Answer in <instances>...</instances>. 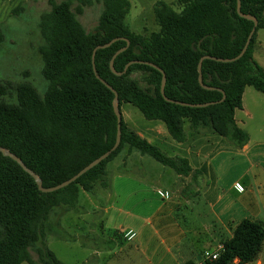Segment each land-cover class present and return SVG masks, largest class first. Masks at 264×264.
<instances>
[{
	"label": "trees",
	"instance_id": "1",
	"mask_svg": "<svg viewBox=\"0 0 264 264\" xmlns=\"http://www.w3.org/2000/svg\"><path fill=\"white\" fill-rule=\"evenodd\" d=\"M49 1L51 8L39 22L46 91L40 93L28 81L0 82V145L20 156L40 175L45 187L70 178L116 141L114 93L95 76L92 63L94 47L115 37L122 38L98 49L95 64L100 76L118 91L120 107L128 102L146 118L163 121L177 142L187 137L186 120L193 131L210 130L236 147L248 142L249 134L237 124L235 111L242 107L247 86L264 93V69L255 58L258 30L264 28V0H241L242 12L258 19L241 58L232 62L203 60V80L215 87L212 89L199 82L201 57L236 56L254 27L253 20L237 12V0H176L180 9L158 1L154 14L159 28L148 35L134 32L126 22L130 0H103L104 8L92 31L78 18L92 0ZM127 40L130 45L114 60L116 70L122 71L131 60L151 61L166 74L165 94L169 98L218 102L193 107L167 101L161 93L162 72L148 64L133 63L124 74H115L110 60ZM137 70L146 74L144 84L131 76ZM221 89L226 93L223 101H219ZM7 94H15L16 99L7 100ZM124 146L151 155L183 177L198 175L186 157L166 154L131 129L123 116L119 147L76 181L53 192L41 191L17 161L0 151V264H65L42 238L54 231L53 224H61L65 213L84 209L79 202L81 189L93 192L97 184L110 189L108 164ZM57 212L58 219L52 223L50 217ZM221 242L224 248L214 264H250L263 249L264 222L244 218ZM31 250L36 251L37 259Z\"/></svg>",
	"mask_w": 264,
	"mask_h": 264
},
{
	"label": "rangeland",
	"instance_id": "2",
	"mask_svg": "<svg viewBox=\"0 0 264 264\" xmlns=\"http://www.w3.org/2000/svg\"><path fill=\"white\" fill-rule=\"evenodd\" d=\"M158 1L172 3L175 9H180L176 0H130L126 22L134 32L148 35L159 28L154 14ZM76 5L77 1H74V10ZM50 8L49 0H0V82L28 81L40 93L46 91L47 81L42 74L43 62L39 51L44 40L39 22L41 15ZM103 8V0H92L78 14L87 31L95 29ZM255 58L264 69V28L258 30ZM131 76L143 83L146 74L137 70ZM253 97L263 100L260 106ZM5 98L14 101L16 96L7 94ZM245 102L254 113V118L247 125L253 143L258 140L263 142L259 154L206 157L205 160L211 162L207 171L209 178L206 183L200 180L198 189L192 178L176 179L173 169L133 148L134 153L127 156L121 168L133 171L143 180L136 183L115 182L114 193L111 187L106 189L100 184L93 192L81 189L79 202L84 209L65 213L61 224H53L54 231L44 235L42 241L45 240L46 246L65 264H149V259L154 264H176L174 258H182L178 256V249L173 247L171 253L167 250L171 238L177 235L175 219L184 228L187 237L191 236L189 230L196 225L216 224V214L221 218L232 216L236 221L251 216L264 222V131H259L264 129V93L251 86L246 92ZM128 109L143 121H149L137 106L123 102L121 110L125 120H128ZM185 129H191L187 120ZM160 148L173 156L171 150ZM117 156L108 164L110 181L117 174L113 171L120 158ZM249 166V183L242 180L238 184L240 172ZM197 190L200 191L197 193ZM157 208L163 209L158 215L155 213ZM192 208L196 214H201L189 216L187 209ZM58 212L51 215L52 223L58 219ZM232 217L231 220H234ZM158 218H165V222L159 224ZM172 229L175 231L172 232ZM221 237L229 235L222 234ZM201 247L198 246V251ZM31 253L33 258H38L35 250ZM250 264H264V245L257 259Z\"/></svg>",
	"mask_w": 264,
	"mask_h": 264
},
{
	"label": "crops",
	"instance_id": "3",
	"mask_svg": "<svg viewBox=\"0 0 264 264\" xmlns=\"http://www.w3.org/2000/svg\"><path fill=\"white\" fill-rule=\"evenodd\" d=\"M249 87L251 86H247L244 90L242 107L235 111V119L237 124L240 127L244 128L249 134V140L242 148H237L234 143L229 139L219 134L217 135V133L207 129L201 131L185 129L187 134L185 141L177 142L169 134L166 125L163 121L158 119H149V121H143V119L138 118V116L134 114L131 109L127 110L126 113L128 120H125L123 111L121 110V112L122 116L124 117L123 119L128 124V126L131 129L135 130L137 133H139L141 136L145 137L150 142L158 145L159 147L171 150V155L173 156L186 157L189 160L193 170L197 171L198 175L197 177H193L192 175H190L186 176L185 178H192V181L198 188L200 180H203V183H206L207 178H209L207 171H209L208 168H211V162L206 161V157L212 155H227V158H229V155L235 156L238 154H241L242 156L246 157L250 153L259 154L261 152V146L263 145V142L258 140L257 143L254 144V139H252L250 132L247 128V125L249 123L248 121L254 118L253 111L246 105L245 102L246 92ZM253 98L255 100V103L260 106L263 100L256 97ZM139 121H141V124H139ZM259 131L263 132L264 129L260 128ZM132 153H134V151L129 147H126L117 156H120V158L113 167L114 173L117 174L115 178H112L111 181V189L113 193L115 192V182L128 183L129 181H131L133 183H136L141 182L140 180H143L142 178L137 177L133 171L125 169L123 170L121 168V165L126 163L127 156L129 157V155H131ZM230 166L231 165L229 164L228 167L230 168ZM249 170L250 166L240 172V175L238 176V184H241L240 181L242 180L247 181V184L249 183ZM182 177L183 176L181 175H176V179L178 180ZM207 184H209V181H207ZM243 187L244 185H242V188ZM199 191L200 190H197V193ZM162 211V208H157L155 210V213H157L158 215ZM187 211L190 212L189 216L201 214V212H198V214H196V211H194L193 208L191 210L187 209ZM168 215L171 216L170 213ZM215 216L217 218L216 220H214L217 221L216 224H213V226H207L206 224L196 225L194 229L189 230V233H191L190 237H187L186 231L180 226L181 224L176 223L177 220L175 219L176 222L174 224L177 227L174 226V229L177 231V235H174L171 238V244L169 245V248H167V250L169 253H171V249L173 247L178 249V256H181L182 258H174L176 264H186L189 262L194 264L198 263L202 258L204 250H206L207 248H212L216 246L219 242H221L220 238H222V234H227L231 236L233 234V229L237 223H239L244 218H252L251 216H247L239 221H236L232 216H228L226 218H221L218 214H216ZM231 217L234 220H231ZM157 221L160 222L159 224H163L165 222V218H158ZM187 221L188 220H186V223ZM169 226L171 227L172 224ZM174 229H172L171 231H175ZM155 233H158V229H155ZM199 245H202V247L198 251ZM148 262L149 264H154L152 259H149Z\"/></svg>",
	"mask_w": 264,
	"mask_h": 264
},
{
	"label": "water",
	"instance_id": "4",
	"mask_svg": "<svg viewBox=\"0 0 264 264\" xmlns=\"http://www.w3.org/2000/svg\"><path fill=\"white\" fill-rule=\"evenodd\" d=\"M237 12L239 13L240 16L253 20L254 21V27L250 31V33H249V35L247 37V40L245 42L244 47L242 48V50L240 51V53H238L236 56L224 58V57H217V56H212V55H203L201 57V59L199 61V64H198V71H199V77L198 78H199L200 84L203 87H205V88L212 89V88H215V87L208 86V85H206L204 83L203 75H202V62H203V60L205 58H211V59H215V60L223 61V62H232V61L238 60L246 52V50H247V48H248V46H249V44L251 42V39H252V37L254 35V32H255L256 27L258 25V19H257V17L254 16V15H251V14H247V13L242 12V10H241V0H237ZM120 38H122V37H115V38L111 39L110 41H108L106 43L97 45L96 47H94L93 53H92V63H93V70H94L95 76L102 83H104L109 89H111L112 92L114 93L113 108H114V112H115V114L117 116L118 124H117L116 141H115L114 145L110 149H108L107 151H105L104 153H102L101 155H99L98 157H96L95 159H93L91 162H89L87 165H85L82 169H80L78 172H76L70 178L64 180L63 182H61V183H59L57 185L45 187L43 185V181H42V178L40 177V175L36 171H34L30 167H28L25 164V162L22 160V158L20 156H18L16 153L12 152L8 147H5V146L0 145V151L3 153V155L9 156L12 159H14L15 161H17L21 165V167L26 172H28L35 179V181H36V183H37V185H38V187H39V189L41 191H43V192H53V191H56V190H58L60 188H63L65 186L69 185L70 183L76 181L81 175H83L84 173H86L88 170H90L91 168H93L94 166H96L97 164H99L101 161H103L104 159H106L114 150H116L119 147V145L121 143V139H122V112H121V108H120L119 93H118V91L112 85H110L98 73L97 68H96V64H95V55H96V52H97L98 49L106 48V47L110 46L113 42H115L116 40H118ZM129 45H130V41L127 40V44L125 46L121 47L120 49H118L114 53L113 57L110 60V68H111V70L115 74H117V75L124 74L127 71L128 67L131 64H133V63H144V64H148V65H151L153 67L158 68L162 72L163 76H162V83H161V93H162L163 97L167 101L173 102V103H176V104H181V105H189V106H193V107H203V106H207V105H209L211 103L218 102V101H211V102H203V103H189V102H185V101L175 100V99L169 98L165 94L166 74H165V72H164V70L162 68H160L159 66H157L156 64H154L151 61L136 60V59L135 60H131V61H129L125 65V67H124V69L122 71L116 70L115 65H114V60H115L116 56L120 52H122L126 48H128ZM222 92H223V97L219 101H223L225 99V97H226L225 91L222 90Z\"/></svg>",
	"mask_w": 264,
	"mask_h": 264
},
{
	"label": "built area",
	"instance_id": "5",
	"mask_svg": "<svg viewBox=\"0 0 264 264\" xmlns=\"http://www.w3.org/2000/svg\"><path fill=\"white\" fill-rule=\"evenodd\" d=\"M223 248L224 245L222 242H219L212 248H207L204 250L201 260L195 264H214V262L220 257Z\"/></svg>",
	"mask_w": 264,
	"mask_h": 264
}]
</instances>
